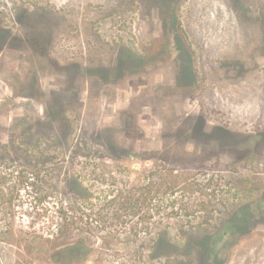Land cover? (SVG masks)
Returning a JSON list of instances; mask_svg holds the SVG:
<instances>
[{
    "label": "rangeland",
    "instance_id": "obj_1",
    "mask_svg": "<svg viewBox=\"0 0 264 264\" xmlns=\"http://www.w3.org/2000/svg\"><path fill=\"white\" fill-rule=\"evenodd\" d=\"M4 21L0 264H264V0H0Z\"/></svg>",
    "mask_w": 264,
    "mask_h": 264
},
{
    "label": "trees",
    "instance_id": "obj_2",
    "mask_svg": "<svg viewBox=\"0 0 264 264\" xmlns=\"http://www.w3.org/2000/svg\"><path fill=\"white\" fill-rule=\"evenodd\" d=\"M27 178H28L27 182H31V181H33L36 178V176H35V174H32V173L28 172ZM25 185H27V184H25ZM30 186H32V185L29 184V187ZM24 188H26V186H24ZM47 195H49L48 196V199H49V198H52L53 196H51V195H55V193L54 192H50ZM54 205H56V206H54ZM67 205L68 204L65 205V208H66V212H65L63 207L60 208L59 202L55 201L53 203V205L51 206L52 209L54 210L52 212L57 214L56 215L57 217L59 215H61L60 213H63V216H62L63 219H70V222H71L72 226L76 225L75 231H80L81 230L82 232L84 231V233L88 232V230H87L88 222H87V219H86L87 218V214L85 212H83L84 211V209H83L84 207L82 205L81 206L80 205L76 206V207L80 208V209L77 210L78 213H80V215L77 217L75 215L73 216V211L70 210ZM79 210H80V212H79ZM84 220H85V222H84ZM70 227H71L70 224H68V227H66L67 230H69ZM58 229H59L58 228V223L55 222L54 224H52V228L50 230V234H51V232H52L51 235L55 234L56 232L58 233L59 232ZM5 232H6V230H5ZM83 248H85L84 243L82 241L78 240L77 242H74L73 244H69V245L65 246L64 248H61L60 251L61 252H69V253L71 252V254H73V253H81V251H83L82 250Z\"/></svg>",
    "mask_w": 264,
    "mask_h": 264
},
{
    "label": "flooded vegetation",
    "instance_id": "obj_3",
    "mask_svg": "<svg viewBox=\"0 0 264 264\" xmlns=\"http://www.w3.org/2000/svg\"><path fill=\"white\" fill-rule=\"evenodd\" d=\"M10 29H11V25L8 24L7 21L0 22V40H3L2 41L3 44H6L7 43V39H10L11 38V36H10L11 35V30ZM249 205H250V203L245 208L249 207ZM261 205H262V202L260 200L257 203V207H258L259 210L262 209V206ZM242 209H241V211H243ZM237 214H238V212L236 210L233 213V216H236ZM242 233L244 234L243 236H248L251 233V230H247V231L244 230V231H242Z\"/></svg>",
    "mask_w": 264,
    "mask_h": 264
}]
</instances>
